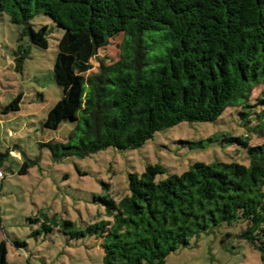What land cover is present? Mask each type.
<instances>
[{
	"label": "trees",
	"instance_id": "obj_1",
	"mask_svg": "<svg viewBox=\"0 0 264 264\" xmlns=\"http://www.w3.org/2000/svg\"><path fill=\"white\" fill-rule=\"evenodd\" d=\"M0 14L21 28L19 41L27 37L40 49L48 48L49 29L35 31L34 17L63 30L53 66L62 98L43 126L57 130L69 121L74 128L65 142L41 144L54 162L135 150L180 123L216 122L227 108H240L248 132L264 137V97L250 102L264 86V0H0ZM117 39V58H98ZM13 53L21 72L26 52L19 44ZM94 59L97 70L87 75ZM21 98L3 112L18 111ZM225 141L245 149L249 165L196 162L160 181L165 169L147 165L127 175L128 194L119 201L96 198L108 219L83 229L70 220L56 226L71 239H99L103 264H165L191 237L240 223V238L264 264V142ZM8 155L0 153V170ZM35 164L24 161L19 174ZM0 264H7L3 241Z\"/></svg>",
	"mask_w": 264,
	"mask_h": 264
},
{
	"label": "rangeland",
	"instance_id": "obj_2",
	"mask_svg": "<svg viewBox=\"0 0 264 264\" xmlns=\"http://www.w3.org/2000/svg\"><path fill=\"white\" fill-rule=\"evenodd\" d=\"M30 24L35 31L48 27L47 49L32 45L27 37L19 41L21 28L0 14V153L9 152L1 170L0 242L6 244L7 264H103L99 239H71L56 224L70 220L83 229L108 219L96 198L119 201L128 194L127 175L141 174L147 165L165 169L157 181L181 175L196 162L247 166L246 150L225 140L249 136L252 146L264 142V137L248 132L238 114L240 108H227L216 122L180 123L155 133L135 150L107 148L83 159L52 161L49 149L41 144L65 142L74 128L69 121L57 130L43 126L48 111L62 98L53 79V66L63 30L42 14ZM118 43L119 39L112 41L98 58L115 60ZM19 44L26 52L21 72L15 71L13 53ZM91 64L87 75L97 70L95 59ZM20 94L19 110L4 113ZM259 97H264V86L253 89L250 102ZM26 160L36 164L20 175ZM43 226H50L51 231L45 232ZM243 228L240 223L212 227L169 254L165 264H262L260 253L240 238Z\"/></svg>",
	"mask_w": 264,
	"mask_h": 264
},
{
	"label": "built area",
	"instance_id": "obj_3",
	"mask_svg": "<svg viewBox=\"0 0 264 264\" xmlns=\"http://www.w3.org/2000/svg\"><path fill=\"white\" fill-rule=\"evenodd\" d=\"M4 178L3 172L0 170V182Z\"/></svg>",
	"mask_w": 264,
	"mask_h": 264
}]
</instances>
